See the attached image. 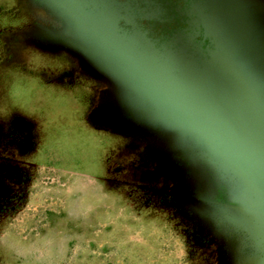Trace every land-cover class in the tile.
<instances>
[{
  "label": "rangeland",
  "instance_id": "374dc122",
  "mask_svg": "<svg viewBox=\"0 0 264 264\" xmlns=\"http://www.w3.org/2000/svg\"><path fill=\"white\" fill-rule=\"evenodd\" d=\"M206 81L264 118V0H0V264H264Z\"/></svg>",
  "mask_w": 264,
  "mask_h": 264
},
{
  "label": "water",
  "instance_id": "95a60500",
  "mask_svg": "<svg viewBox=\"0 0 264 264\" xmlns=\"http://www.w3.org/2000/svg\"><path fill=\"white\" fill-rule=\"evenodd\" d=\"M206 92L211 102L222 112L223 120L241 155L245 158L248 168L255 177L257 176V188L264 201V118L261 115L251 116L246 113L244 107L248 106L228 105L216 96L209 83L206 84ZM237 102L246 103L241 99ZM248 176L250 178V175Z\"/></svg>",
  "mask_w": 264,
  "mask_h": 264
}]
</instances>
